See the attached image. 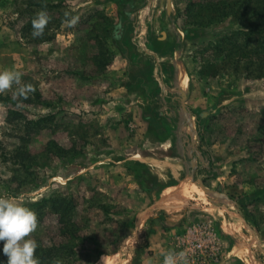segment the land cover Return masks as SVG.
I'll list each match as a JSON object with an SVG mask.
<instances>
[{
	"label": "rangeland",
	"instance_id": "1",
	"mask_svg": "<svg viewBox=\"0 0 264 264\" xmlns=\"http://www.w3.org/2000/svg\"><path fill=\"white\" fill-rule=\"evenodd\" d=\"M114 1L0 0V71L20 72L34 89L27 99L14 95L17 86L1 94L16 104L0 103V197H15L35 212L38 225L28 238L38 244V262L163 264L154 256L131 259L165 219L210 221L222 243L218 264H264V80L221 70V58L206 48L216 35L238 27L230 20L209 28L187 25V4L206 0H171L170 20L160 4L150 7V17L139 16L149 4L132 0L139 22L133 14L126 30L141 31L142 48L136 49L131 43L139 41L130 34L126 41L111 37L115 16L125 11ZM42 10L49 23L34 38L29 22ZM66 14L78 22L69 26ZM164 29L180 33L162 52L189 74L187 104L176 95L194 118L192 125L180 121L175 148L159 142L155 134L165 121L153 117L182 104L163 102L164 88L146 82L148 66L157 60L145 47ZM200 167L203 176L197 175ZM200 184L215 194L205 195ZM193 185L201 195L192 193ZM166 194L190 205L140 220ZM222 207L240 214L257 241L241 229L227 242L216 211Z\"/></svg>",
	"mask_w": 264,
	"mask_h": 264
},
{
	"label": "crops",
	"instance_id": "2",
	"mask_svg": "<svg viewBox=\"0 0 264 264\" xmlns=\"http://www.w3.org/2000/svg\"><path fill=\"white\" fill-rule=\"evenodd\" d=\"M133 1L132 0H115L114 1L116 5H118L119 7L122 6L125 11L119 12V14L115 16L116 22H115V25H113V31L111 33V37L112 39H115V40L126 41V39L128 38V35L130 34V38L133 39L134 42L139 41L135 44L131 43L132 46L136 49L137 48L141 49L142 48L140 44V40H141L140 35L142 34L140 33L141 31L138 30L134 34V33H127V30H126L127 25L134 22L131 20V18L133 19V14H134V19L136 20V23L139 22V19L138 20L136 19L135 11H133L134 8H136L137 6L135 2ZM145 1L147 2L145 6H147L148 4L149 5L147 8L143 9L140 13H138L139 16L143 15V16H146L147 18L150 17L149 16L150 7H152L153 5L156 6L157 4H160L162 8H167L165 9V11H163L164 19L165 17L169 20L173 18V13L171 12V9H172L171 6L168 8V2H169V5H171L170 3L171 0H145ZM163 3L165 4V7L163 6ZM151 34L154 35V33H151ZM179 34H180L179 32L173 33L171 31H167L164 29L163 32L159 34L161 38L154 40L157 42H154V41L151 42L148 45V48L145 47V51H144L145 54L154 56L157 60V62L150 64L148 66V69H147L148 74L146 78L147 81L146 80L145 81L151 83L152 89L158 88L160 85L161 87L164 88V94H163V97H161V99H163V102L167 101L169 103L171 102V104H177L176 102L180 101L182 104L180 110L167 111V112L157 111L156 113H154L155 115L153 117L155 120L165 121V123L163 124L160 123L158 125L159 126L158 128L160 129L158 132H156L155 136H157L160 139L159 142L161 144L165 142H169L171 143V145L173 144L172 148H175L174 146L178 144L179 142L178 137H181L179 134V130L182 129V125H180V121L182 119H185L187 123L192 125L191 119H194L192 116L193 112H190L185 106V104H187V100L189 99V96H187L188 91H189V88H188L189 74L187 73L184 67L178 66L173 61V58H166V55H163L165 53L162 52L163 49L170 50V48H172V45L174 44L173 42L174 36L179 35ZM179 36H177L176 38L179 39ZM169 56L170 55H168L167 57ZM177 93L179 94L181 93L182 97L186 99V101L184 102L185 104L182 102L183 99L176 95ZM150 102L152 103V100H150ZM151 162L153 164L157 163L156 161H151ZM197 166H199L198 162H197ZM201 169H202L201 167L200 169H196V171L198 170L200 171V173L197 175L201 174L200 176H203L202 174L205 172V170H201ZM197 181L200 182L199 179H197ZM191 187H192L191 188L192 193L201 195V193L203 192L205 195H208V196L215 194L211 190L203 186L202 184L200 186V188L203 187V189L201 188L202 192L194 185ZM171 196L175 197V195H171V194L163 195L162 197L159 198L157 202L149 205L147 208L153 206L154 204L159 203L160 206L164 208V209H161L159 212L165 215L167 214V211L169 210L177 211L178 209H182L183 207H186V206L188 207V205H190L189 201L182 196L179 198L177 197L176 199H173ZM172 201L175 202V205L171 204ZM185 201L188 203L187 205H185ZM216 211L218 212V216H219L218 220L223 222L224 224V228H225L224 230L227 233V234L224 233V235H226V238H225L226 241L234 242L235 240L231 236H233L234 233H237L239 234V236H241V229L242 230L246 229L244 224L241 221L242 227H239L237 226V224L235 225L233 224V222L229 221L228 215L230 214H228L224 208H220V209L218 208ZM204 212L207 214L206 211ZM231 217L239 221L238 218L234 216H231ZM185 220H187L186 217H185ZM224 221H228V224L225 225ZM188 226L189 225H186V224L180 225L179 223L178 224L175 223V227L171 229H167V230H163L160 226L158 228L154 227L152 229L153 231L149 235L148 248L145 251V253L141 256V261H146L147 258L154 256V258H157L160 261L162 259V263H163V257L169 251V243L171 239L177 238L180 235H182V233L187 229ZM236 226L239 227L240 232L238 229H236Z\"/></svg>",
	"mask_w": 264,
	"mask_h": 264
},
{
	"label": "trees",
	"instance_id": "3",
	"mask_svg": "<svg viewBox=\"0 0 264 264\" xmlns=\"http://www.w3.org/2000/svg\"><path fill=\"white\" fill-rule=\"evenodd\" d=\"M194 9L201 13L194 15ZM192 11V12H191ZM191 12V13H190ZM187 25L193 28H209L230 20L238 28L228 33L216 35L207 43L206 48L213 51L215 57H220L221 70L229 72L234 77L245 80H264V0H206V3H188L186 6ZM32 22V20H31ZM29 22V24L31 23ZM31 25V24H30ZM27 25V29L30 27ZM45 37L42 41H48ZM0 93V103L16 104L8 96ZM154 192L160 186H153ZM163 230L175 227V223L163 219L159 221ZM149 236L136 245L131 262H138L148 248ZM2 256L0 261L6 262ZM39 264L47 262L39 261Z\"/></svg>",
	"mask_w": 264,
	"mask_h": 264
},
{
	"label": "clouds",
	"instance_id": "4",
	"mask_svg": "<svg viewBox=\"0 0 264 264\" xmlns=\"http://www.w3.org/2000/svg\"><path fill=\"white\" fill-rule=\"evenodd\" d=\"M76 17L68 18L66 23L74 26ZM32 36L40 37L49 23L46 11H40L32 20ZM17 86L14 95L27 99L33 86L22 82V74L15 70L5 69L0 71V93ZM37 216L33 210L23 206L15 197H0V242H3L2 254L7 257L6 262L0 264H39L35 256L38 244L28 238L37 228ZM163 264H189L184 252L169 251L163 257Z\"/></svg>",
	"mask_w": 264,
	"mask_h": 264
},
{
	"label": "built area",
	"instance_id": "5",
	"mask_svg": "<svg viewBox=\"0 0 264 264\" xmlns=\"http://www.w3.org/2000/svg\"><path fill=\"white\" fill-rule=\"evenodd\" d=\"M221 244L211 222H199L189 225L182 235L171 239L169 251L184 252L189 264H218L224 256Z\"/></svg>",
	"mask_w": 264,
	"mask_h": 264
},
{
	"label": "water",
	"instance_id": "6",
	"mask_svg": "<svg viewBox=\"0 0 264 264\" xmlns=\"http://www.w3.org/2000/svg\"><path fill=\"white\" fill-rule=\"evenodd\" d=\"M170 7L169 2H168V8ZM200 183V182H199ZM201 186V184H200ZM203 189V187H201ZM172 197V196H171ZM188 203L185 201V205H187ZM224 208L228 214H230L231 216H234L236 218H238L240 221H242V223L244 224L245 228L251 232L252 237L255 241H257V238L253 232V230L251 228H249V226L247 225V223L245 222L244 218L240 215V214H233L231 211H229L226 207H222ZM161 209H164L163 207L160 206V204H154L153 206L145 209L141 214H140V220H142L143 218H148V216H150L152 213H154L155 211H160ZM139 221V218H138Z\"/></svg>",
	"mask_w": 264,
	"mask_h": 264
}]
</instances>
